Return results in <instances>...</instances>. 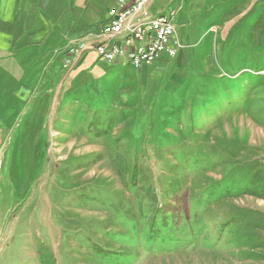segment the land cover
I'll return each mask as SVG.
<instances>
[{
  "label": "rangeland",
  "instance_id": "374dc122",
  "mask_svg": "<svg viewBox=\"0 0 264 264\" xmlns=\"http://www.w3.org/2000/svg\"><path fill=\"white\" fill-rule=\"evenodd\" d=\"M146 10L175 56L1 62L0 264H264V0Z\"/></svg>",
  "mask_w": 264,
  "mask_h": 264
},
{
  "label": "crops",
  "instance_id": "0c3cea01",
  "mask_svg": "<svg viewBox=\"0 0 264 264\" xmlns=\"http://www.w3.org/2000/svg\"><path fill=\"white\" fill-rule=\"evenodd\" d=\"M115 8L116 0H0V65L22 55L25 66L34 57L45 70L56 67L59 55L65 58L80 43L97 41L101 23Z\"/></svg>",
  "mask_w": 264,
  "mask_h": 264
},
{
  "label": "built area",
  "instance_id": "2783aa9c",
  "mask_svg": "<svg viewBox=\"0 0 264 264\" xmlns=\"http://www.w3.org/2000/svg\"><path fill=\"white\" fill-rule=\"evenodd\" d=\"M143 1L116 0V8L107 13L100 26L103 40L91 47L99 61L107 64L123 61L139 69L163 54H177L180 45L175 35L173 13L143 10ZM151 14H159V21H151ZM128 15H135V22H128ZM68 62L64 60L63 64Z\"/></svg>",
  "mask_w": 264,
  "mask_h": 264
},
{
  "label": "bare ground",
  "instance_id": "6f19581e",
  "mask_svg": "<svg viewBox=\"0 0 264 264\" xmlns=\"http://www.w3.org/2000/svg\"><path fill=\"white\" fill-rule=\"evenodd\" d=\"M149 0L143 1V10H146V5ZM151 21H159V14H151ZM128 22H135V15H128Z\"/></svg>",
  "mask_w": 264,
  "mask_h": 264
}]
</instances>
